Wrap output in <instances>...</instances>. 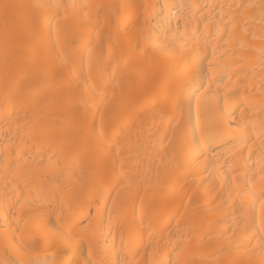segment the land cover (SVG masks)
Instances as JSON below:
<instances>
[{
    "label": "bare ground",
    "instance_id": "6f19581e",
    "mask_svg": "<svg viewBox=\"0 0 264 264\" xmlns=\"http://www.w3.org/2000/svg\"><path fill=\"white\" fill-rule=\"evenodd\" d=\"M68 260L264 264V0H0V264Z\"/></svg>",
    "mask_w": 264,
    "mask_h": 264
},
{
    "label": "snow or ice",
    "instance_id": "6c2138e0",
    "mask_svg": "<svg viewBox=\"0 0 264 264\" xmlns=\"http://www.w3.org/2000/svg\"><path fill=\"white\" fill-rule=\"evenodd\" d=\"M16 7H17L16 5H11V4H7V3L2 5L3 16H4L6 21L8 19H10V11ZM37 7H41V6H37ZM187 131H191L190 127H189V129H187ZM193 135H194V133H193ZM63 238L65 240H68V241H71V239H72V237L68 234H63ZM59 264H72V261L71 260L62 261V262H59ZM76 264H79V261H77ZM84 264H88V262L85 261Z\"/></svg>",
    "mask_w": 264,
    "mask_h": 264
}]
</instances>
